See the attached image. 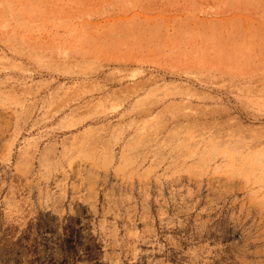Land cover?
<instances>
[{
  "label": "rangeland",
  "instance_id": "rangeland-1",
  "mask_svg": "<svg viewBox=\"0 0 264 264\" xmlns=\"http://www.w3.org/2000/svg\"><path fill=\"white\" fill-rule=\"evenodd\" d=\"M0 264H264V0H0Z\"/></svg>",
  "mask_w": 264,
  "mask_h": 264
}]
</instances>
